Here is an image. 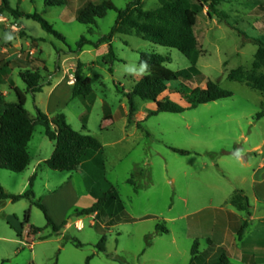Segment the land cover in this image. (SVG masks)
<instances>
[{"label": "rangeland", "instance_id": "obj_1", "mask_svg": "<svg viewBox=\"0 0 264 264\" xmlns=\"http://www.w3.org/2000/svg\"><path fill=\"white\" fill-rule=\"evenodd\" d=\"M9 1L14 8L19 6L26 13L41 14L65 37L62 41L43 30L38 22L16 19L10 12L1 20L6 35L12 37L10 42L13 38L24 39L23 26L35 40L34 44L39 45L34 55L26 54L42 72L46 86L53 78L58 82L64 74L68 76L69 85L74 86L75 69L82 62L84 77L91 79L93 87V93L86 99H72L71 93L67 95L65 82L54 95L49 93L50 89L35 97L25 92V108L36 117L39 104L44 112L58 107L56 113H64L75 130L95 136L102 143L105 170L99 175L105 176L118 191L124 209L116 211L114 199L109 198L110 207L104 204L99 216H79L78 211L92 207L97 202L94 198L102 197V181L99 188H92L98 183L93 170L96 166H86L79 174L46 169L45 173H39L42 178L36 180L35 199L0 204V264H189L194 243H199L200 250L206 247V242L193 237L194 234L198 231L210 234L214 230L213 210L195 212L209 206L215 188L224 186L219 179L222 171L211 164L212 153L240 147L245 150L264 140V93L228 79L234 69L252 68L258 50L256 40L264 39V0H225L219 7L220 17L210 18L208 8L201 9L195 34L202 55L195 70L190 71L191 62L178 50L145 41L134 33L115 35L112 45L117 61L112 65L105 62L109 54L107 41L99 46L86 45L78 51L77 43L82 37L99 43L111 33L118 18V13L110 10L95 25H85L76 20L80 9L88 2L105 1L125 9L135 0H60L63 5L59 6L48 5L58 0ZM142 2L145 10L160 6L159 0ZM188 2L194 5L191 0ZM141 52L169 57L167 68L174 72L187 71L186 76L168 85L160 100L168 97L187 107L190 101L178 89L183 85L191 89L205 88L209 81L233 96L182 114L155 116L149 114L156 110V103L136 98V112L130 123L126 94L143 75L129 74L125 66L138 67ZM45 67L48 72L43 71ZM19 83L26 91V85L20 80ZM6 100L15 103L17 97L10 91ZM244 136H249L248 143L244 142ZM51 143L45 128L37 125L29 148L33 164L37 154L47 153ZM171 148H195L209 157L182 156ZM93 156L90 153L86 160ZM230 161L221 165L241 173L245 171L236 161ZM32 169L33 166L30 172L22 173L0 169V184L9 193L24 194L29 190ZM72 175L74 178L69 183ZM131 179L138 195L128 184ZM225 181L230 183L228 179ZM146 184L151 187L146 189ZM89 189L93 190V195L87 193ZM37 204L47 209L57 226L71 220L67 230L64 227L56 234ZM186 214H190L189 217L182 218ZM27 215L28 225L40 229V233L27 235ZM146 215H150V219L133 221ZM158 225L170 233L156 232ZM104 237L106 251L100 252L98 245Z\"/></svg>", "mask_w": 264, "mask_h": 264}, {"label": "trees", "instance_id": "obj_2", "mask_svg": "<svg viewBox=\"0 0 264 264\" xmlns=\"http://www.w3.org/2000/svg\"><path fill=\"white\" fill-rule=\"evenodd\" d=\"M191 1L194 5L189 4L188 0H159L160 6L154 10H145L142 0H135L129 3L125 9L117 8L110 1H105L101 4L88 2L86 6L78 11L76 20L79 23L95 25L97 20L104 18L110 10L116 11L118 18L111 33L102 38L99 43L94 44L82 37L77 43L78 51L81 52L86 45L99 46L107 41L109 42V54L105 57V62L107 65H112L113 62L117 61L112 45L115 35H131L134 33L145 41L178 50L192 64L188 71L195 70L202 55V47L195 34L198 16L201 9L207 7V15L210 18L214 16L220 17L219 7L225 0ZM48 5H63V1L49 2ZM3 6L4 10L10 12L16 19L26 18L34 20L41 25L43 30L65 41V37L41 14L21 12L19 9L12 8L7 0H3ZM256 43L258 44V50L251 70H246L242 67L234 69L229 72L228 79L246 84L250 88L264 93V39L256 40ZM141 61H147L149 69L148 73L143 75L136 83L133 90L126 94L130 111V123L136 112V98L156 103V110L149 114V116H155L160 113L182 114L200 105L233 96L231 92L223 90L218 84L209 81L205 88L197 87L191 89L183 85L178 89L180 94L189 99L190 105L187 107L172 102L168 97L160 100L161 96L168 90V85L177 81L179 77L186 76L187 71L174 72L170 70L166 67V63L170 61V58L153 52H141L139 64ZM83 69L84 64L79 62L74 74L75 84L72 89V99H86L93 93L91 79L84 77ZM43 71L48 72V69L45 67ZM110 71H113L112 68H110ZM20 77L27 85L28 94L41 93L46 86L43 82V74L39 70L22 71ZM12 90L17 97V102L15 103L7 102L5 97L0 94V169L22 173L29 167V144L32 141L37 125L43 126L47 138L55 143V150L52 156L44 163L52 171L75 173L90 153L101 154L103 152V145L95 136L75 130L68 123L66 115L62 112L51 116L36 107L37 116L32 117L25 108L26 93L17 87H12ZM83 128L86 129V126ZM171 150L182 156L194 153L177 148H171ZM34 182L35 176L30 179L29 190L20 195L8 193L0 184V203L5 201L17 203L23 199H35ZM129 182L133 183L132 179ZM109 198L118 201L119 210L124 209L122 202L116 195L115 189L110 186L108 192L103 194L92 207L78 211V215H91L98 212L105 203L110 201ZM232 203L240 211L247 213V219L239 232V237L242 238L250 225L249 200L243 191H238L233 196ZM37 205L44 212L48 226L52 227L56 234H60L67 223L57 226L49 216L47 209L41 204ZM28 218L27 215V224L29 223ZM40 231V229L31 226L33 234H38ZM157 231L168 233V230L160 225L157 226ZM105 240L104 237L98 245L100 252L106 251ZM198 247L199 243L195 242L192 248L193 258L190 264L194 262L198 255ZM215 264H228V259L225 255H222Z\"/></svg>", "mask_w": 264, "mask_h": 264}, {"label": "crops", "instance_id": "obj_3", "mask_svg": "<svg viewBox=\"0 0 264 264\" xmlns=\"http://www.w3.org/2000/svg\"><path fill=\"white\" fill-rule=\"evenodd\" d=\"M9 5L12 6L9 0H7ZM3 0H0V94H2L5 99L10 97V91L13 92L12 87L19 88L22 92L27 93V85L23 82L20 77V73L26 70H37L36 64L31 61L30 57L26 54L30 52L32 55L35 54L37 50H39V45H35L33 39L30 38V35L26 32V28H23V32L26 33L24 39L21 38H13L10 40L6 39V30L4 27V23L1 21L2 18H6L7 11L3 8ZM14 9H19L17 6ZM21 12H25L20 10ZM23 18H20L21 20ZM17 20V23L18 21ZM19 24V23H18ZM20 25V24H19ZM200 59V58H199ZM199 61V60H198ZM64 74V73H63ZM17 76V79H16ZM59 77V76H58ZM23 82L24 86L26 85V91L20 87V83ZM68 76L64 74L62 79L55 83V78H53L51 84L45 86V89H50L49 93L54 95L55 92L60 88V86L65 82V89L67 95L71 93L72 97V89L73 86L69 85L68 83ZM25 89V88H24ZM42 92V93H43ZM35 97V95H33ZM7 101V100H6ZM27 102V98H26ZM39 104V107L42 110V107ZM57 107V105H56ZM57 109V110H56ZM55 111L46 110L45 113L48 115H53L57 111H59L58 107ZM43 111V110H42ZM44 112V111H43ZM109 119V118H104ZM35 134V132H34ZM34 140V135L32 141L29 144H32ZM244 142H249V136H244ZM51 146L47 153L39 156L37 154L35 158V163L33 164V157L31 156L30 150V165L24 172H30L31 167L33 166L30 179L35 176V183L38 178L40 177L39 173H45L44 170L49 169L47 168L44 163L47 161L53 154L55 150V143H51ZM264 140L260 144H257L253 147H248L244 150V148H238L243 150V157L241 161H237L235 159V151L237 150H222L220 152L212 153L211 164L212 166L215 165L222 171V177H219L220 181L223 183L224 186L216 187L214 193L211 195L209 199V206H205L201 209H198L195 213H202L205 210H213L214 211V230L210 234H202L199 232L194 234L193 237H198L197 239H202L206 242V247L200 250L198 247V255L194 259L192 264H215L222 255H225L228 259V264H264ZM104 150V147H103ZM185 150H189L194 152L190 156H208L202 154L199 150L195 148H187ZM94 156L89 161L84 160L82 165L80 166L79 170L75 173L71 174H79V172H83L84 168L88 166L89 168L93 164L94 172L98 176V183H94L92 188L94 190L95 187H100V183L103 182V188L101 191V195L108 192L109 187H113L108 181L105 176H100L99 173L105 170V162L103 159V152L101 154L92 153ZM209 157V156H208ZM87 158V157H86ZM230 160L236 161L241 167L245 169L242 173L237 172L235 170H230L227 167L225 168L222 166V163L231 162ZM96 169V170H95ZM69 173V172H68ZM89 173V172H88ZM42 176V175H41ZM67 179V177H65ZM73 175L68 179V182L71 183L73 180ZM30 179H29V188H30ZM225 179L230 181L226 182ZM102 181V182H101ZM174 183V182H172ZM128 184L133 186L134 194L138 195L139 192L136 188V184L130 183L128 180ZM69 185V184H68ZM146 189L150 188L148 184L145 185ZM10 191V190H9ZM12 191V190H11ZM107 191V192H106ZM116 195L119 197L120 201L123 204L122 198L120 197L118 191L115 189ZM243 191L245 196L249 200L250 205V225L246 229L245 234L242 238L239 237V232L244 221L247 219V213L240 211L236 206L232 203V198L236 192ZM12 192H15L14 190ZM9 193V192H8ZM89 194L93 195V190H88ZM12 194V193H10ZM14 194V193H13ZM35 194V192H34ZM36 197V194H35ZM95 201H98L99 197L94 198ZM6 202V201H5ZM115 205L114 208L117 206L116 211L119 210V203L117 200H114ZM219 202L220 204H216ZM3 203V202H1ZM0 203V204H1ZM106 206L111 205V202L105 203ZM100 215V211L91 214V215H84L88 217H96ZM190 214H186L182 216V218H188ZM150 215L143 216L141 218H133V221H141V220H148ZM139 219V220H138ZM71 220H69L70 222ZM83 222V220H81ZM68 222V223H69ZM67 223V225H68ZM94 224V222H92ZM67 225L65 229L67 230ZM114 227L116 225H113ZM27 235L31 236V226L27 224ZM157 232V227H156ZM159 233V232H158ZM170 232L168 231V234ZM191 231L189 230V234ZM157 234V233H156ZM191 263V262H190ZM189 263V264H190Z\"/></svg>", "mask_w": 264, "mask_h": 264}, {"label": "clouds", "instance_id": "obj_4", "mask_svg": "<svg viewBox=\"0 0 264 264\" xmlns=\"http://www.w3.org/2000/svg\"><path fill=\"white\" fill-rule=\"evenodd\" d=\"M6 39L11 40V35H6ZM149 65L147 61H141L137 67L135 64H130L125 66V71L133 75H145L148 73ZM235 159L239 162L241 161L244 153L242 149H237L234 153Z\"/></svg>", "mask_w": 264, "mask_h": 264}, {"label": "built area", "instance_id": "obj_5", "mask_svg": "<svg viewBox=\"0 0 264 264\" xmlns=\"http://www.w3.org/2000/svg\"><path fill=\"white\" fill-rule=\"evenodd\" d=\"M78 228H79V229H81V228H82V226H80V225H79V226H78Z\"/></svg>", "mask_w": 264, "mask_h": 264}]
</instances>
